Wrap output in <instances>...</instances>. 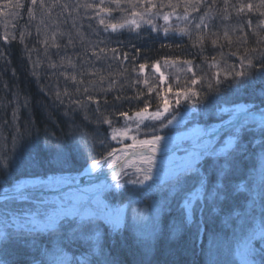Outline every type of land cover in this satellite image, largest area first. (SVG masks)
<instances>
[{
  "label": "rangeland",
  "instance_id": "374dc122",
  "mask_svg": "<svg viewBox=\"0 0 264 264\" xmlns=\"http://www.w3.org/2000/svg\"><path fill=\"white\" fill-rule=\"evenodd\" d=\"M71 1L74 6L78 3L80 6L75 20L66 18L69 11L65 7L61 8L62 14L49 17L48 24L46 19L37 16L42 42L68 38L69 35L63 33L64 37L59 29L61 26L70 27L72 32L77 31L81 41L87 43L85 55L93 51L98 39H93L92 34L100 28L105 32L148 28L164 36H193L209 26L220 33L210 32L201 36L202 43H214V48L208 51L213 52L209 58L157 61L153 66L141 65L138 70L134 68L128 73L120 70L113 76L106 75L107 65L101 68L94 53L84 56L82 64L78 56L70 60L63 57L45 59L44 65L39 60L35 64L37 77L43 76L46 80L48 75L56 74L62 76L65 84L66 81L70 84L67 88L57 81L54 87L51 82L43 90L56 95L57 100L71 102V109L75 108L77 100L70 91L75 83L72 79L79 83L80 92L85 94L90 90L111 92L120 86L126 90V85H131L139 91L145 90L150 102L144 108L129 110L121 117H109L108 114L105 123L99 125L102 133L105 130L106 134L93 136L91 140L86 138V143L91 146L100 143L103 151L94 157L88 151L84 164L80 161L71 167L68 162L73 151L68 148L54 151L52 159L58 163L55 170L41 166L36 148L32 149L37 141L31 136L27 141L24 135L19 134L22 111L15 104V108H9L6 102L0 114L3 122H9L7 132L0 131L3 160L0 183L4 184L8 179L13 183L0 191L22 187L56 189L112 167L135 146L159 148L192 141L197 133L210 130L213 122L229 121L236 115V110H241L242 106L247 108L242 103L237 107L236 101H249L256 97L255 93H260V82L256 78L261 75V68L256 62L255 52L258 55L264 47L251 48L241 43L245 50L241 57L229 49L234 46H230L232 38L243 41L241 33L247 28L264 39V15L250 19L255 12L253 2L263 7L264 0H240L229 11L225 8L224 16L214 11L215 7L209 0ZM19 10L16 5L7 14L3 27L8 36L12 32V20L17 18ZM230 11L233 12L229 14ZM234 13L237 17H232ZM241 13L243 17L239 18ZM68 23L72 25L67 26ZM221 37L228 40L225 48L215 46ZM91 60L95 61H92L94 66L87 70ZM248 121L249 118H245L241 127L250 124ZM251 124L224 133L208 144L207 152L181 149L165 157L137 155L124 164L118 175L117 178L124 181L121 183L117 179L113 182L105 196L102 193L91 195L95 187L92 184L57 195L27 193L1 197L0 264L11 263L9 251L15 248L23 250L27 258L21 264H119L115 255L118 249L113 245L117 242L115 239L107 242L105 238L109 237L105 230L112 234L127 227L135 237L150 242L159 235L165 226L166 215L172 211L181 217L184 213L189 226L197 229L199 241L205 239L202 237L206 225L204 217L216 224L218 228L212 234L210 232L204 245L208 262L264 264V122ZM23 141L24 152L20 156L19 143ZM74 142L76 150L86 146L81 137ZM250 146L253 150L247 152L244 148ZM211 152L216 156L223 155L225 159L215 160V176H211L210 184L204 183L197 192H192L194 181L205 169L203 160ZM247 153L251 154L245 158ZM205 165L211 166L209 162ZM204 189L207 192L202 204L196 199ZM240 193L246 195L241 201L236 199ZM230 198L232 204L229 203ZM106 225L112 229L108 230ZM25 232L33 234L26 236ZM35 234L41 237H33ZM111 245L115 248L110 249Z\"/></svg>",
  "mask_w": 264,
  "mask_h": 264
},
{
  "label": "trees",
  "instance_id": "16d2710c",
  "mask_svg": "<svg viewBox=\"0 0 264 264\" xmlns=\"http://www.w3.org/2000/svg\"><path fill=\"white\" fill-rule=\"evenodd\" d=\"M238 1L240 0H209V3L215 7L214 11L221 16L225 8L229 11ZM72 3L71 0H0V114L2 115L1 109L2 107L4 109L6 102L9 104V108L14 107L15 104V107L22 111L23 117L20 125H18L19 134L24 135L27 141V137L30 136L37 141L33 143L32 149L36 148L35 152L42 163L41 166L46 169L52 168V170H55L54 168L58 164L57 161L52 159L54 151L67 148L73 151L70 156L72 159L68 162L71 167L76 166L80 161L84 164L88 151L93 157L94 154L98 155L99 151H103L102 145L94 143L91 146L86 141L102 133L103 130L99 125L105 123V117L108 114H110L109 117H121L129 110L144 108L150 102V98L146 96L145 90L139 91L131 85H126V90H123V86H120L111 92L99 91L96 93V91L90 90L89 93L85 94L80 92L79 83L72 79V82L75 83L70 91L76 96L77 100L76 102L73 101L75 108L71 109V102H65V99H63L64 101L57 100L56 95H49L43 90L51 82L54 87H56L57 81L66 85L67 88H70V84L68 85L67 81L65 84L62 76L56 74H54L55 76L52 74L48 75L46 80V77H37V66L35 64L39 60L44 62V65L45 59L63 57L66 60H70L69 58L78 56V59L81 60L79 62L82 64L84 56L94 53L96 54V59H99L98 65L101 68L102 65H107L105 67L106 75L113 76L115 74L118 75L117 72L120 70L128 73L132 72L134 68L138 70L141 65L152 66L157 61H200L203 60V57L209 58L213 55V52L208 51L214 48V43L213 45L202 43L201 36L204 33L218 32L215 31L216 28L213 29L207 26L202 28L200 33L192 34L193 36H185L183 34L164 36L148 28H140L138 30L122 29L117 32H105L100 28L98 31L94 30L92 34L93 39H98L93 51L85 55L83 52L87 43L81 41L77 31L72 32L70 27L69 29L61 26L59 29L62 34L69 35L68 38L63 34L65 38H60L61 40L57 36L58 39L57 41L54 40L55 42L49 40L42 42L40 40V29L38 28L40 24H38L39 20L37 18L43 17L48 24L49 17L55 18V14H62L61 8L65 7L69 11L66 18L75 20L78 17L77 12L80 6H78L79 3L76 5L78 7ZM16 5L20 8L19 15L12 20V32L8 36L3 25L8 19L9 10ZM72 6L75 8H70ZM253 6L255 12H253V18L250 19L262 17L264 15V6H258L256 2H253ZM232 12L228 13L231 14ZM232 17H237V14H232ZM242 17L243 14L241 13L239 18ZM71 25L68 23L67 26ZM248 29H244V33H241L243 35L242 42H239L238 39H231L230 46L234 45L229 49L231 53L239 57L243 56L245 50L241 43L251 48L264 47V39ZM227 42L226 37H221L215 46L225 48ZM235 46L238 48H235ZM255 58L258 59L256 62L261 68V75L259 74L256 78L260 82V86H258L260 93H255L256 100L251 97L247 102H253L252 107L257 109L264 106V94L261 91L263 90L264 92V50L258 55L255 52ZM92 61L95 62L91 60L90 68L87 70H92L94 66ZM75 64H77V61H75ZM124 91L126 92L124 93ZM252 92L254 93V90ZM13 94L15 96H12ZM122 94L124 95L123 98H121ZM255 94H252V96ZM103 95L106 96L103 97ZM89 97L92 98L89 100ZM1 117L3 116H0V131L7 132L9 122H3ZM104 134H106L105 130L102 136ZM77 137L79 139L81 137V141H84L83 144L86 145L84 148L75 149L73 143H75L74 141L77 140ZM24 145V141L19 143L20 156H23ZM51 150L53 151L52 153ZM245 150L251 152L253 149L250 146ZM238 153H240V150ZM250 154L248 155L247 153L245 158L249 157ZM244 159H242L243 162H245ZM2 163V155L0 154V173L3 172ZM11 183H13L12 179H8L4 184L0 183V190ZM244 196L246 195L240 193L236 196V199L239 198L241 201ZM231 202L230 198L229 203L232 204ZM176 211L178 210L176 209ZM204 221L206 225L203 229L202 237L205 239L202 238L200 241L197 229L194 230L193 225L189 226L184 213H182L181 217L178 212L174 214L173 211L166 215L165 226L161 229L159 235L150 242L135 237L127 227L122 232L117 231L115 234L106 233L109 238H105V240L107 242L109 239L116 240L117 244H112L118 249V252H115L117 257H115L119 264H212L207 261L208 253L204 249V245L210 232L212 234L214 229L218 227L214 222L209 221L207 216L204 217ZM185 230H190V234L186 233ZM198 243L200 246H198ZM113 245L110 246V249L114 247ZM9 253L10 264H21L27 259L23 255V250L21 251L18 248L11 249Z\"/></svg>",
  "mask_w": 264,
  "mask_h": 264
},
{
  "label": "water",
  "instance_id": "95a60500",
  "mask_svg": "<svg viewBox=\"0 0 264 264\" xmlns=\"http://www.w3.org/2000/svg\"><path fill=\"white\" fill-rule=\"evenodd\" d=\"M246 115L254 116L256 118H264V114L260 113V112L242 111L237 115V118L233 119L231 122L224 123L221 126H218L217 128L212 129L211 131H207L206 133L202 134L200 137H198L193 142L172 145L169 148H167L165 151H162V152L155 151L153 149H150L147 146L135 147V148L129 150L112 169H110L109 171H107L105 173H98L86 181H80L77 183L67 184L65 186H62L59 189H56V190H49V189H44V188H21V189H16V190L1 191L0 192V198L18 195V194H23V193L58 194V193L63 192L67 188L78 187V186H81L84 184H88V183L94 182V181H96L102 177H108V178L114 177V176L119 174L122 164L127 159H129L132 155H135L137 153H150V154L156 155V156H164V155L170 154L174 151H177L181 148H186V147L196 148L197 146L205 143L206 140L208 141L209 139L218 136L223 131H225L229 128L235 127L236 125L240 124Z\"/></svg>",
  "mask_w": 264,
  "mask_h": 264
},
{
  "label": "bare ground",
  "instance_id": "6f19581e",
  "mask_svg": "<svg viewBox=\"0 0 264 264\" xmlns=\"http://www.w3.org/2000/svg\"><path fill=\"white\" fill-rule=\"evenodd\" d=\"M246 127H248V125L246 126ZM240 128H244L243 126L242 127H240ZM156 129V128H155ZM234 129H238V127H236V128H234ZM233 130V129H232ZM204 133H206V132H203V134ZM241 149V148H240ZM244 149H246V148H244ZM243 149V150H244ZM223 156V155H222ZM225 157V156H224ZM222 158V160H224L225 158ZM227 158V157H226ZM221 160V161H222ZM208 162L210 163V167L208 166H206L205 164H208ZM215 163H217V161H210V160H206L205 162H203V166H204V168L205 169H203L202 171H200V177H198V178H196V180L194 181V183H193V186H194V190L192 191V192H197V189L199 188V186L201 187V186H203V184L205 183H207L208 185L210 184V181H211V176H212V178H213V176H215V171H213V168H214V165H216ZM227 163H229V161H227ZM208 168V169H207ZM197 200V199H196ZM193 203H195V201L193 202ZM123 226H125V224L123 225ZM123 226L121 227V228H123ZM121 230L119 229V232H120ZM122 232V231H121ZM185 232L186 233H188V234H190V230H185ZM226 263V262H225ZM224 263V264H225Z\"/></svg>",
  "mask_w": 264,
  "mask_h": 264
}]
</instances>
